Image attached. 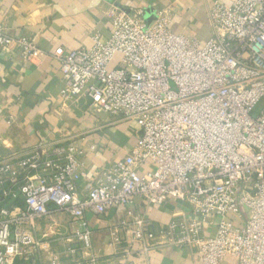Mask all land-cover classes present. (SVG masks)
<instances>
[{
  "label": "built area",
  "instance_id": "built-area-1",
  "mask_svg": "<svg viewBox=\"0 0 264 264\" xmlns=\"http://www.w3.org/2000/svg\"><path fill=\"white\" fill-rule=\"evenodd\" d=\"M108 15L107 41L54 51L64 83L60 97L86 102L96 117L136 123L137 143L84 189L85 137L41 141L1 157L0 264H37L16 261L41 250L38 221H51L48 231L55 234L61 214L73 221V239L89 248L86 213L102 217L113 207L123 210L112 232L116 245L124 235L144 251L189 247L203 264L227 257L264 264V0L213 3L214 36L206 43L173 33L166 10L155 11L149 26L143 11L114 7ZM11 48L24 59L39 54L33 40L0 26V49ZM138 199L149 206L175 199L191 214L175 216L154 234L144 218H132ZM123 218H132L131 225H122ZM211 220L216 232L207 236ZM49 264L64 263L55 256ZM74 264L101 262L90 257Z\"/></svg>",
  "mask_w": 264,
  "mask_h": 264
},
{
  "label": "crops",
  "instance_id": "crops-1",
  "mask_svg": "<svg viewBox=\"0 0 264 264\" xmlns=\"http://www.w3.org/2000/svg\"><path fill=\"white\" fill-rule=\"evenodd\" d=\"M235 0H0V26L16 38L33 40L39 54L24 59L15 49H0V158L21 152L41 141H62L71 137L87 139V153L79 186L93 181L98 172L129 154L138 139V127L105 114H90L88 104L64 103L60 97L64 83L60 64L53 58L57 48L90 49L94 39L105 42L111 35L109 12L119 8L134 14L166 10L171 16L170 30L178 35L206 43L214 36L209 20L213 3L230 6ZM94 145L95 150L89 149ZM122 208L113 207L105 216L85 215L91 231L89 248L73 239L74 224L67 215L52 222L38 221L36 238L41 250L17 259L16 263L49 264L57 256L64 264L96 257L101 264H203L189 247L161 246L146 251L131 245L112 243V232L120 223ZM132 218L140 216L154 234L164 230L175 216L190 215L189 207L169 199L164 205H147L141 199L130 208ZM122 219L131 225L133 219ZM215 221L206 226V235L214 236ZM122 226L119 228L121 229ZM49 233V234H48ZM46 236V237H44ZM47 247V248H46ZM222 264H238L227 257Z\"/></svg>",
  "mask_w": 264,
  "mask_h": 264
},
{
  "label": "water",
  "instance_id": "water-1",
  "mask_svg": "<svg viewBox=\"0 0 264 264\" xmlns=\"http://www.w3.org/2000/svg\"><path fill=\"white\" fill-rule=\"evenodd\" d=\"M154 17H153V13L151 12L150 16L147 14L145 17V22L146 24L149 26L151 25L152 21H153Z\"/></svg>",
  "mask_w": 264,
  "mask_h": 264
},
{
  "label": "rangeland",
  "instance_id": "rangeland-1",
  "mask_svg": "<svg viewBox=\"0 0 264 264\" xmlns=\"http://www.w3.org/2000/svg\"><path fill=\"white\" fill-rule=\"evenodd\" d=\"M119 59H120L119 56H117V57L115 58L114 62H113L112 65L110 66V69H114V68L117 66Z\"/></svg>",
  "mask_w": 264,
  "mask_h": 264
}]
</instances>
